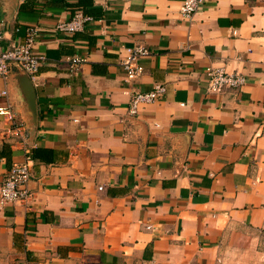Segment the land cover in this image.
<instances>
[{
  "label": "crops",
  "instance_id": "obj_1",
  "mask_svg": "<svg viewBox=\"0 0 264 264\" xmlns=\"http://www.w3.org/2000/svg\"><path fill=\"white\" fill-rule=\"evenodd\" d=\"M93 20L54 30L78 0H0V51L41 29L36 123L0 77L34 149L28 204L0 207V264H264V0H85ZM82 11V10H81ZM149 54L134 81L126 47ZM86 60L75 73L64 58ZM238 71L208 89L206 67ZM164 95L127 112L133 90ZM5 98L0 96V104ZM0 118V183L22 143Z\"/></svg>",
  "mask_w": 264,
  "mask_h": 264
},
{
  "label": "built area",
  "instance_id": "obj_2",
  "mask_svg": "<svg viewBox=\"0 0 264 264\" xmlns=\"http://www.w3.org/2000/svg\"><path fill=\"white\" fill-rule=\"evenodd\" d=\"M204 0H181L180 13L183 18L191 20L193 14L198 11ZM93 20V16L76 10L69 20H59L54 27L56 31L73 33L81 30L83 26ZM41 29L35 25H28L24 30L22 41L11 43L7 48L0 51V77L7 79L11 71H23L30 78H33L40 64L46 59L45 55L34 50L37 37ZM2 31L0 29V39ZM125 54L120 59V64L125 71V79L134 81L143 72L141 59L149 54V48L144 45L126 47ZM86 60V57L73 54L64 58V63L69 72L75 73ZM207 75L208 89L213 92H220L224 89H239L245 83V76L238 71H227L222 66H208L205 69ZM166 90L163 83L156 82L148 91L133 90L130 94L127 112L130 115L138 113L139 108L147 103L161 98ZM0 96L5 102L0 104V118L8 125L7 132L17 142L22 143L25 151L23 161L14 162L6 171L0 183V207L17 201L28 204L32 197V191L28 184L31 177V167L34 158L31 154V147L25 143L27 124L25 120L17 115L9 101L6 88L0 90Z\"/></svg>",
  "mask_w": 264,
  "mask_h": 264
},
{
  "label": "water",
  "instance_id": "obj_3",
  "mask_svg": "<svg viewBox=\"0 0 264 264\" xmlns=\"http://www.w3.org/2000/svg\"><path fill=\"white\" fill-rule=\"evenodd\" d=\"M30 112V125L36 123L35 94L30 77L23 71H11ZM9 77V76H8ZM26 122V121H25ZM27 124V122H26Z\"/></svg>",
  "mask_w": 264,
  "mask_h": 264
},
{
  "label": "trees",
  "instance_id": "obj_4",
  "mask_svg": "<svg viewBox=\"0 0 264 264\" xmlns=\"http://www.w3.org/2000/svg\"><path fill=\"white\" fill-rule=\"evenodd\" d=\"M85 3H87V1H85V0H78V2H77V4H78L77 5V8L74 11H76V10H82L84 12H87V13H90V14H94L95 12L93 10L87 9ZM31 154H32V157H34V149L33 148L31 149Z\"/></svg>",
  "mask_w": 264,
  "mask_h": 264
}]
</instances>
